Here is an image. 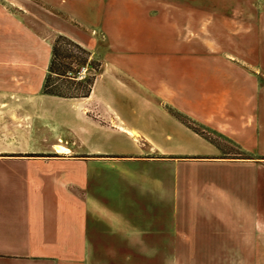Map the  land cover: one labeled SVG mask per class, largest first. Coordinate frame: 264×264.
Instances as JSON below:
<instances>
[{"label":"crops","instance_id":"0c3cea01","mask_svg":"<svg viewBox=\"0 0 264 264\" xmlns=\"http://www.w3.org/2000/svg\"><path fill=\"white\" fill-rule=\"evenodd\" d=\"M103 1L101 12L81 0V13L96 15L91 28L55 17L69 13L50 1L39 12L51 14L39 25L100 63L88 97L46 91L53 47L7 22L0 6V264H135L136 254L159 255L158 264H231L216 261L231 254L264 264L258 71L233 54L200 53L206 41L191 20L142 23L165 0ZM101 32L104 41L93 37ZM7 35L33 43L7 52Z\"/></svg>","mask_w":264,"mask_h":264},{"label":"rangeland","instance_id":"374dc122","mask_svg":"<svg viewBox=\"0 0 264 264\" xmlns=\"http://www.w3.org/2000/svg\"><path fill=\"white\" fill-rule=\"evenodd\" d=\"M46 1H50L59 10L69 13L66 15L52 14L60 20L69 21L71 19L84 28H91L95 24L94 17L96 15L81 13L83 9H81V0H0V6L5 7L7 22H22L24 25L31 26L33 31L41 37L40 39L44 43H50L52 47L57 44L55 70L60 74H65L66 77L54 75L50 81L51 90L67 96L81 95L89 88L88 84L83 82L87 79H90V81L93 80L94 82L95 75L99 71L100 63L95 59L91 60V53L72 39V36L68 37L59 34V31L56 29H49L38 24L39 18L45 17V15L49 17L51 15L45 11L44 13L42 12L43 14L39 13L40 7L45 9L46 5L44 2ZM86 1H91L89 6L91 10L96 8L92 7V2L97 6L95 0ZM101 1L97 7H100L101 12H104L107 10L105 8L107 4L103 0ZM143 1L144 4L155 2V0ZM165 1L167 2L165 8L163 5H160L159 8L155 6L153 9H148L143 14V17L139 18L142 19V23L150 27L151 25L155 26L160 21L170 24L174 22L180 28L182 26L185 27L186 22L191 20L192 28H198V40L205 39L206 41L202 46H199L200 53H214L218 55L229 53L238 56L241 60L240 64H243L247 70L258 71V77L264 92V0ZM67 16H70L69 20ZM125 16L128 19L131 17V14H122L120 17L124 18ZM111 17L112 21L117 20L116 15H111ZM71 20L70 25H75L76 27V24ZM129 32V30H118L116 34L119 39H122L128 38ZM134 32L140 33L143 31L135 30ZM156 32V30H146L143 32L142 37L156 40ZM182 32L186 33L187 31L183 29ZM60 36L66 38L58 39ZM93 37L102 38V41L107 38L106 34L102 32L100 34L97 33ZM32 43L29 37L26 36H23L18 41H14L7 35L6 51L19 53L25 51L26 47L29 48ZM84 69L85 75L81 76ZM210 70L220 71L217 64L213 65V68L211 67ZM158 256L156 254L133 255L135 264H158ZM176 256L180 260L189 261L188 255ZM250 256L232 254L218 255V260L216 261L243 264L244 262L250 261V259L248 260ZM167 258L166 260H168ZM172 258L170 257V260Z\"/></svg>","mask_w":264,"mask_h":264},{"label":"trees","instance_id":"16d2710c","mask_svg":"<svg viewBox=\"0 0 264 264\" xmlns=\"http://www.w3.org/2000/svg\"><path fill=\"white\" fill-rule=\"evenodd\" d=\"M64 38H66V37H64V36H60L58 39H64ZM58 39H57V41H58ZM56 41V42H57ZM79 47V46H78ZM56 51H57V44H55L54 45V47H53V56H54V60H53V63H52V75H50L49 76V78H48V80H47V86H46V88H47V92L49 93V94H56V95H59V96H67V95H64V94H59V93H56V92H54L53 90H51V86H50V81H51V79H52V77L54 76V75H60V77H66V75L65 74H60L59 72H57L56 70H55V62H56V59H57V56H56ZM67 74V73H66ZM83 83H87L88 84V86H89V88H88V90L85 92V93H83V94H81V95H73V96H67V97H88L89 96V94L91 93V90H92V86H93V80H91L90 81V79H87L85 82H83Z\"/></svg>","mask_w":264,"mask_h":264},{"label":"bare ground","instance_id":"6f19581e","mask_svg":"<svg viewBox=\"0 0 264 264\" xmlns=\"http://www.w3.org/2000/svg\"><path fill=\"white\" fill-rule=\"evenodd\" d=\"M56 146V145H55ZM63 146V145H62ZM58 152H66L64 147H57ZM69 152V151H68Z\"/></svg>","mask_w":264,"mask_h":264},{"label":"built area","instance_id":"2783aa9c","mask_svg":"<svg viewBox=\"0 0 264 264\" xmlns=\"http://www.w3.org/2000/svg\"><path fill=\"white\" fill-rule=\"evenodd\" d=\"M85 75V69H84V72L83 73H81V76H84Z\"/></svg>","mask_w":264,"mask_h":264}]
</instances>
